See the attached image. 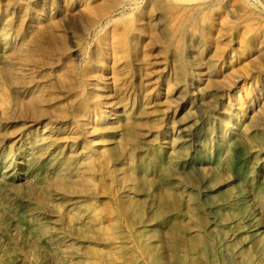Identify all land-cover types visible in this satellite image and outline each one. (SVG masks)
Masks as SVG:
<instances>
[{"label": "bare ground", "instance_id": "6f19581e", "mask_svg": "<svg viewBox=\"0 0 264 264\" xmlns=\"http://www.w3.org/2000/svg\"><path fill=\"white\" fill-rule=\"evenodd\" d=\"M155 52L159 70L140 80L141 56ZM153 99L157 146L185 163L197 101L204 164L245 118L264 181V0H0L6 178L26 177L30 158L56 177L76 174L110 147L119 119Z\"/></svg>", "mask_w": 264, "mask_h": 264}, {"label": "rangeland", "instance_id": "374dc122", "mask_svg": "<svg viewBox=\"0 0 264 264\" xmlns=\"http://www.w3.org/2000/svg\"><path fill=\"white\" fill-rule=\"evenodd\" d=\"M146 56L140 80L159 70L157 52ZM193 110L186 163L178 149L157 146L153 99L119 119L110 147L76 174L56 177L35 158L22 179L1 169L0 264H264L259 147L243 118L204 164L200 101Z\"/></svg>", "mask_w": 264, "mask_h": 264}]
</instances>
